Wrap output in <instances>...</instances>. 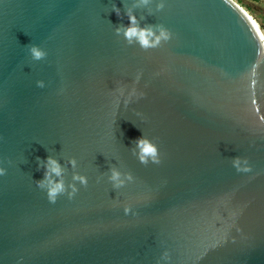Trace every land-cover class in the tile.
Masks as SVG:
<instances>
[{
    "label": "water",
    "instance_id": "95a60500",
    "mask_svg": "<svg viewBox=\"0 0 264 264\" xmlns=\"http://www.w3.org/2000/svg\"><path fill=\"white\" fill-rule=\"evenodd\" d=\"M112 2L0 0V264H264V41L232 0H166L136 9L172 33L144 50ZM143 134L160 163L132 155ZM49 155L88 186L50 203ZM110 163L134 179L97 182Z\"/></svg>",
    "mask_w": 264,
    "mask_h": 264
},
{
    "label": "clouds",
    "instance_id": "9594fccd",
    "mask_svg": "<svg viewBox=\"0 0 264 264\" xmlns=\"http://www.w3.org/2000/svg\"><path fill=\"white\" fill-rule=\"evenodd\" d=\"M232 2L239 5L240 0H232ZM153 3L156 4L155 11H162L166 0H132L131 4L125 0V10H122L117 3L112 2L111 10L115 12L117 17L121 19L126 17L128 20L127 24L115 26L116 35L122 36L128 45H139L144 50L159 47L162 43L169 41L172 38V33L165 26L162 24L142 25L141 17L136 15V9L139 8H144L147 11V15H153L154 12L150 7ZM249 19L255 27L260 40L264 41V30H261L260 25L251 16H249ZM25 48L32 61H44L48 57L47 49L39 43H30ZM36 85L37 87L44 88L46 87V82L44 80H37ZM130 151L142 164H158L161 162L159 146L144 134L133 141ZM106 158L108 159V157ZM37 161L38 170H43V178L36 180L35 184L39 189L46 192L50 203H56L57 199L62 195H67L69 199H72L79 192V186L87 187L89 184L88 176L77 171L79 161L75 157L64 160L63 164L61 163V159L53 155H49L46 159L37 157ZM247 163L246 160L238 156L232 159V166L238 172L250 171V167H245ZM69 168L73 170L71 183L66 180V172ZM7 172L8 168L4 166V161L0 160V176L6 175ZM104 175L107 176V180L111 183L113 190L126 186L127 183L134 179L130 172L122 171L116 163H110L108 171L98 177L97 182H100ZM125 211L127 212L128 209ZM162 259L166 261L170 260L167 252H165Z\"/></svg>",
    "mask_w": 264,
    "mask_h": 264
},
{
    "label": "rangeland",
    "instance_id": "374dc122",
    "mask_svg": "<svg viewBox=\"0 0 264 264\" xmlns=\"http://www.w3.org/2000/svg\"><path fill=\"white\" fill-rule=\"evenodd\" d=\"M264 30V0H240L239 5Z\"/></svg>",
    "mask_w": 264,
    "mask_h": 264
},
{
    "label": "bare ground",
    "instance_id": "6f19581e",
    "mask_svg": "<svg viewBox=\"0 0 264 264\" xmlns=\"http://www.w3.org/2000/svg\"><path fill=\"white\" fill-rule=\"evenodd\" d=\"M240 7V6H239ZM241 8V7H240ZM242 9V8H241ZM243 10V9H242ZM244 12H245V14H246V16L248 17V19H249V14L245 11V10H243ZM250 20V19H249ZM251 21V20H250ZM261 28V27H260ZM261 30H263L262 28H261Z\"/></svg>",
    "mask_w": 264,
    "mask_h": 264
}]
</instances>
